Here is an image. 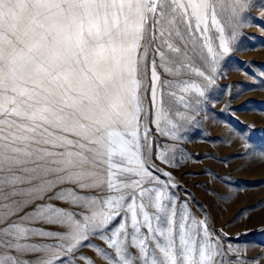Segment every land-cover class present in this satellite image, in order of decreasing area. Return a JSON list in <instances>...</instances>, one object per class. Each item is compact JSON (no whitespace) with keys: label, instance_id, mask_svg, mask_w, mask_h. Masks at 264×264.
Here are the masks:
<instances>
[{"label":"snow or ice","instance_id":"snow-or-ice-1","mask_svg":"<svg viewBox=\"0 0 264 264\" xmlns=\"http://www.w3.org/2000/svg\"><path fill=\"white\" fill-rule=\"evenodd\" d=\"M247 7L0 0V264H94L84 247L106 264H232L145 121L179 138Z\"/></svg>","mask_w":264,"mask_h":264},{"label":"rangeland","instance_id":"rangeland-1","mask_svg":"<svg viewBox=\"0 0 264 264\" xmlns=\"http://www.w3.org/2000/svg\"><path fill=\"white\" fill-rule=\"evenodd\" d=\"M248 3L230 54L202 103L190 110L191 119L181 122L179 138L161 136L151 122L154 115L145 121L154 153L169 146L175 166L155 154L153 161L172 174L175 192L195 216L207 217L225 250L228 245L236 250L227 254L232 264H264V0ZM145 109H151L150 94ZM81 252L94 264H106L89 247Z\"/></svg>","mask_w":264,"mask_h":264}]
</instances>
